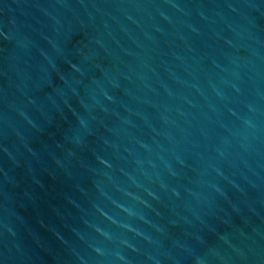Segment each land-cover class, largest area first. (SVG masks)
<instances>
[{
	"label": "water",
	"instance_id": "95a60500",
	"mask_svg": "<svg viewBox=\"0 0 264 264\" xmlns=\"http://www.w3.org/2000/svg\"><path fill=\"white\" fill-rule=\"evenodd\" d=\"M0 264H264V0H0Z\"/></svg>",
	"mask_w": 264,
	"mask_h": 264
}]
</instances>
